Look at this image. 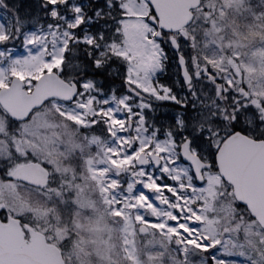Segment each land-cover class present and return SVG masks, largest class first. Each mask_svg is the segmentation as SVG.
I'll list each match as a JSON object with an SVG mask.
<instances>
[{
    "label": "snow or ice",
    "instance_id": "1",
    "mask_svg": "<svg viewBox=\"0 0 264 264\" xmlns=\"http://www.w3.org/2000/svg\"><path fill=\"white\" fill-rule=\"evenodd\" d=\"M89 189L107 264H264V0H0V264H79Z\"/></svg>",
    "mask_w": 264,
    "mask_h": 264
},
{
    "label": "rangeland",
    "instance_id": "2",
    "mask_svg": "<svg viewBox=\"0 0 264 264\" xmlns=\"http://www.w3.org/2000/svg\"><path fill=\"white\" fill-rule=\"evenodd\" d=\"M22 3H28L29 0H21ZM254 3H258L259 0H253ZM232 19L236 22V24L240 22L245 23V20L243 19L244 16H239L235 11H232ZM246 24V23H245ZM255 22L251 21L247 23V26L254 25ZM239 25V24H238ZM251 30H255L254 27H249ZM257 31V30H256ZM255 35H252L249 37L246 43L251 45L255 42L256 37ZM254 37V38H253ZM82 202L84 203V207L78 209L75 211V217L79 218L82 222H85L86 224L82 226L81 231L82 234L79 236L80 241H86V239H90V242L94 244L92 247H87V249L92 250L91 254H78L79 258V264H107V257L109 255L107 249H103L99 245L98 236L95 234L98 232L94 226L93 218H97L99 223H103L106 219V216H103V209L100 207L99 200L92 194H90L89 199H86L85 197L81 196L80 198ZM89 205H92L89 207ZM45 208L46 204L45 202L35 196L34 194L29 198L27 195L23 198V204L21 205L19 210H31L33 216H35L38 220H42L44 222V226L49 227L52 229V233H57L59 235L63 234L62 230L60 228L50 227L47 224V215L45 214ZM54 215L59 216V213L54 212ZM103 231V229H100ZM93 239V241H91ZM78 248L82 249V246H78ZM67 255H69V250H71L70 247H68ZM115 254L117 252V249L114 250Z\"/></svg>",
    "mask_w": 264,
    "mask_h": 264
},
{
    "label": "flooded vegetation",
    "instance_id": "3",
    "mask_svg": "<svg viewBox=\"0 0 264 264\" xmlns=\"http://www.w3.org/2000/svg\"><path fill=\"white\" fill-rule=\"evenodd\" d=\"M92 190L89 189V192ZM75 220L79 223V227L75 229L76 235L71 239L69 247L71 250H69V254H88L91 253L92 250L87 249V247H93L94 244L90 242V239H86L84 242L83 240L80 241L79 236L82 234L81 228L84 226L86 223L82 222L79 218L75 217ZM93 221L96 222L95 224L97 225L95 228L98 230V232L95 234L98 236V241L99 245L105 250H109L108 253H110L112 250H116L119 246V233L118 231L111 226L109 220L105 221L104 223H99L97 218H93ZM47 224L50 227H55V228H60L63 232L65 222L63 220L59 221L57 223L56 221H53L51 219H47ZM100 229H103L101 231ZM53 235H59L57 233H52ZM93 241V239L91 240ZM78 246H82V249L78 248ZM67 251H65V256H67Z\"/></svg>",
    "mask_w": 264,
    "mask_h": 264
},
{
    "label": "water",
    "instance_id": "4",
    "mask_svg": "<svg viewBox=\"0 0 264 264\" xmlns=\"http://www.w3.org/2000/svg\"><path fill=\"white\" fill-rule=\"evenodd\" d=\"M28 255L42 262H47L53 259L50 250L40 245H36L29 250Z\"/></svg>",
    "mask_w": 264,
    "mask_h": 264
}]
</instances>
